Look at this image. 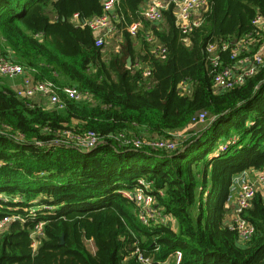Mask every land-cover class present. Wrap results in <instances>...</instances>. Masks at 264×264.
<instances>
[{
  "label": "trees",
  "instance_id": "1",
  "mask_svg": "<svg viewBox=\"0 0 264 264\" xmlns=\"http://www.w3.org/2000/svg\"><path fill=\"white\" fill-rule=\"evenodd\" d=\"M103 1L0 0L2 55L31 72L33 84L76 87L91 96L78 102L61 94L64 108L47 109L20 98L0 76V221L22 220L0 234V264H143L136 249L152 264L178 250L180 264H264L263 194L244 213L255 227L252 239L241 243L226 223L233 179L264 168V69L241 87L219 91L206 54L211 43L252 32L264 0H206L202 24L189 35L173 6L163 22L151 24L142 17L144 0H119L112 35L119 43L109 53L74 19L101 16ZM136 23L142 27L133 36L129 26ZM157 48L166 59L156 57ZM222 56L229 63L230 52ZM202 112L205 127L188 132ZM90 132L102 140L91 151L51 146ZM121 135L177 147L135 149ZM233 137L236 143L221 151ZM140 181L175 229L142 223L141 209L123 194ZM37 208L33 216L30 209Z\"/></svg>",
  "mask_w": 264,
  "mask_h": 264
},
{
  "label": "built area",
  "instance_id": "2",
  "mask_svg": "<svg viewBox=\"0 0 264 264\" xmlns=\"http://www.w3.org/2000/svg\"><path fill=\"white\" fill-rule=\"evenodd\" d=\"M145 5L142 11V17L151 24H159L164 20V12L171 6L174 7L176 13L177 25L180 27L184 35H189L194 29L202 24L200 13L205 9L206 0H144ZM119 4V0H104L103 14L89 21L80 22L78 15L75 20L78 24H83L91 29L97 47L105 46L108 39L117 32V23L114 12ZM253 31L248 35L234 42L222 41L221 43H211L206 48L208 61L212 67L214 88L219 91H230L243 86L247 80L254 77L259 71L264 69V16L258 14L252 21ZM141 23L129 26V32L133 36H137L141 28ZM147 40L152 43L154 37L147 35ZM230 52L229 63L224 60L222 53ZM153 53L157 58L166 59V50L157 48ZM139 64L136 65L138 67ZM25 69L22 65L11 61L2 55L0 51V76L10 79H17L24 75ZM151 76V70L144 71V77ZM17 94L20 98L32 100L39 96L42 98L44 107L47 109H63L64 102L61 94L67 99L74 101H91L88 92L80 91L76 87H65L63 89L57 87L51 82L33 84L29 78H24L23 85L18 89ZM207 113L202 112L196 115L191 122L189 128H196L205 124ZM67 133H65L66 136ZM120 139L125 145L133 146L140 149L144 145H150L154 149L165 148L173 151L177 147L175 141H148L142 138L127 139L125 135H121ZM72 141L74 143H72ZM236 141L231 144H235ZM102 144L101 138L93 132L88 133L84 137H77L75 140H62L51 146L75 147L81 151H91ZM228 146H221L220 150L225 151ZM146 183L140 181V186L133 191H125L123 194L133 200L141 209L140 219L144 225H151V222L165 223L161 215H156L153 208L154 198L145 191ZM261 192L264 196V168L259 171H246L233 179L231 186V194L228 198L226 208L228 214L226 217L227 225L238 233L239 241L246 243L255 234V227L245 217V211L250 207L252 199ZM2 197L0 196V199ZM46 211L53 210L52 207L43 208ZM40 208L30 209V213L36 216ZM159 213V212H158ZM22 221L18 215L7 216L0 221V234L4 232L7 225L12 221ZM43 236V224L36 227L33 232L34 246L38 245V237ZM135 254L139 261L143 264H152L150 258L144 257L139 249ZM183 259L182 251H176L166 262L159 264H170L174 262L180 264Z\"/></svg>",
  "mask_w": 264,
  "mask_h": 264
},
{
  "label": "rangeland",
  "instance_id": "3",
  "mask_svg": "<svg viewBox=\"0 0 264 264\" xmlns=\"http://www.w3.org/2000/svg\"><path fill=\"white\" fill-rule=\"evenodd\" d=\"M119 39V38H118ZM118 40H117V36L114 38L113 36L111 37V38H109L108 39V41H107V43H106V53H109V52H111L112 50H115V48L117 49V47L116 46H118ZM132 66H133V61H132ZM131 66V67H132ZM4 81H5V83L6 82H9V78H4ZM202 127H205V125L204 126H198V127H196V128H189L188 129V132H192V131H198L200 128H202ZM187 133L185 132V133H183L182 135H180L179 137H177V140L179 139V138H181V137H184V135H186ZM237 140V137H233L230 141H228L227 143H223L221 146H228L229 145V143H232V142H234V141H236ZM181 142V140H178V143H180ZM154 198V197H153ZM153 208H154V210H155V212H156V215L158 216V207H157V203H156V201H155V199H154V206H153Z\"/></svg>",
  "mask_w": 264,
  "mask_h": 264
},
{
  "label": "crops",
  "instance_id": "4",
  "mask_svg": "<svg viewBox=\"0 0 264 264\" xmlns=\"http://www.w3.org/2000/svg\"><path fill=\"white\" fill-rule=\"evenodd\" d=\"M30 78L31 77V72L29 71H26L25 70V73L24 75H22L21 77L17 78V79H9V84L11 85L12 88H14L15 90L19 89L22 87L23 85V81H24V78ZM32 101L36 104H39L41 106L44 107V103H43V100L41 97L39 96H36L32 99ZM165 224H169L173 229H175V220L174 219H169V220H165Z\"/></svg>",
  "mask_w": 264,
  "mask_h": 264
},
{
  "label": "water",
  "instance_id": "5",
  "mask_svg": "<svg viewBox=\"0 0 264 264\" xmlns=\"http://www.w3.org/2000/svg\"><path fill=\"white\" fill-rule=\"evenodd\" d=\"M131 66H132V59H131V57H129L127 60V68H131Z\"/></svg>",
  "mask_w": 264,
  "mask_h": 264
}]
</instances>
